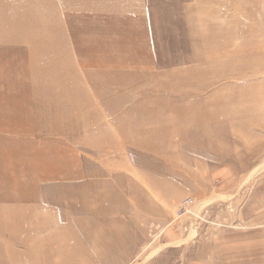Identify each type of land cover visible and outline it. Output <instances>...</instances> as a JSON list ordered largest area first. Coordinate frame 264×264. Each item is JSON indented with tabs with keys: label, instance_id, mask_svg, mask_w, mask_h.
<instances>
[{
	"label": "rangeland",
	"instance_id": "obj_1",
	"mask_svg": "<svg viewBox=\"0 0 264 264\" xmlns=\"http://www.w3.org/2000/svg\"><path fill=\"white\" fill-rule=\"evenodd\" d=\"M263 190L264 0H0V264H201Z\"/></svg>",
	"mask_w": 264,
	"mask_h": 264
},
{
	"label": "crops",
	"instance_id": "obj_2",
	"mask_svg": "<svg viewBox=\"0 0 264 264\" xmlns=\"http://www.w3.org/2000/svg\"><path fill=\"white\" fill-rule=\"evenodd\" d=\"M254 200L256 202L255 209L258 207L260 208V215L249 219L248 236L236 237V235H238L236 231L229 233L225 231L222 234L223 231L221 230V227H218L210 234L208 228L206 236L205 234L202 236L201 264H245L246 261L240 262L238 259L244 257L246 251L252 250L254 256H256L258 247L259 250L264 251V190L255 193ZM241 238H244L249 242L253 240L254 243L250 244L249 247V242L246 246H240ZM257 239H260V242L256 243ZM254 264H256V260L254 261Z\"/></svg>",
	"mask_w": 264,
	"mask_h": 264
}]
</instances>
